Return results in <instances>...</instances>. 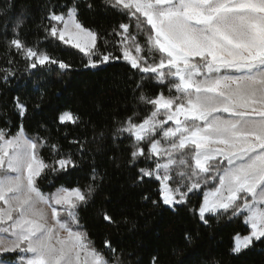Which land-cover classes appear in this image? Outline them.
Returning <instances> with one entry per match:
<instances>
[{
  "label": "snow or ice",
  "instance_id": "1",
  "mask_svg": "<svg viewBox=\"0 0 264 264\" xmlns=\"http://www.w3.org/2000/svg\"><path fill=\"white\" fill-rule=\"evenodd\" d=\"M106 3L136 24L135 32L130 24L115 32L121 56L99 53V63L122 58L142 80L168 87L167 95L142 92L143 119L137 121L134 112L116 129L115 135L131 139L133 162L145 155L142 145L148 144L147 159L154 167L140 169L137 179L157 180L160 202L172 208L208 187L200 221L207 225L209 215L230 213L229 219L242 216L248 229L233 237L231 253L239 256L264 243V0ZM0 15L7 16L8 9ZM46 19L48 37L79 49L88 57L86 67H97V33L80 23L76 6L59 14L50 9ZM23 23L22 16L15 18L9 47L29 69L70 67L20 40ZM3 71L5 79L13 75ZM16 107L23 117L26 109L18 100ZM58 120L75 125L80 118L65 111ZM47 144L45 138L29 137L22 126L14 135L0 129V254H17L19 264H122L110 241L105 240V249L111 261L80 224V209L96 190L95 168L86 190L61 185L51 193L42 191L39 180L48 172L66 174L78 167L71 155L58 156L56 144L49 145L51 162L45 160L40 150ZM103 219L115 223L107 212Z\"/></svg>",
  "mask_w": 264,
  "mask_h": 264
},
{
  "label": "trees",
  "instance_id": "2",
  "mask_svg": "<svg viewBox=\"0 0 264 264\" xmlns=\"http://www.w3.org/2000/svg\"><path fill=\"white\" fill-rule=\"evenodd\" d=\"M73 6L80 23L97 33L96 68L86 67L87 56L44 31L50 9L59 14ZM2 9H8V15H0V129L14 135L22 126L29 137L48 141L40 150L45 160L51 162L49 145L56 144L58 156L71 155L77 162L78 167L66 174L48 172L40 179L45 193L61 185H79L86 190L96 169V190L79 216L98 250L111 261L112 254L105 249V240L110 241L122 264H264V243L257 242L239 256L231 253L233 237L248 234L242 216L209 215L207 225L200 221L198 210L207 187L190 193L186 203L170 208L160 202L159 183L154 178L137 179L140 169L154 167L147 159L148 144L142 145L145 155L133 162L131 139L127 134L115 135L116 129L134 112L139 113L137 121L143 119L147 110L138 101L142 92L155 96L163 91L167 95L168 87L154 79L142 80L122 58L99 63V53L121 56L120 37L115 32L122 31L121 24H130L135 32L134 19L110 7L106 0H0ZM18 16L24 19L19 39L65 62L68 69L62 70L58 64L28 68V62L9 47ZM140 41L143 43V36ZM4 69L13 75L5 79ZM17 100L26 109L23 117ZM65 111L79 116V122L60 124L58 117ZM105 212L115 223L104 221ZM0 259L15 263L18 256L2 254Z\"/></svg>",
  "mask_w": 264,
  "mask_h": 264
},
{
  "label": "rangeland",
  "instance_id": "3",
  "mask_svg": "<svg viewBox=\"0 0 264 264\" xmlns=\"http://www.w3.org/2000/svg\"><path fill=\"white\" fill-rule=\"evenodd\" d=\"M63 43V42H62ZM64 44V43H63ZM64 45H66V46H68V47H71V48H73V49H76V48H74V47H72L71 45H69V44H64ZM77 51H79V49H76ZM80 52V51H79ZM82 53V52H81ZM82 54H84V53H82ZM85 55V54H84ZM157 138H159V137H157ZM157 181V180H156ZM158 182V181H157ZM159 183V182H158ZM208 190V187L204 190V192L205 191H207ZM204 192H203V198H204ZM169 207V206H168ZM170 208H172V207H170ZM9 254H12V253H9ZM0 255H2V254H0ZM17 255V254H16ZM18 256V255H17ZM1 260V259H0ZM6 262V261H5ZM6 264H19V258H18V260L15 262V263H9V262H6Z\"/></svg>",
  "mask_w": 264,
  "mask_h": 264
}]
</instances>
